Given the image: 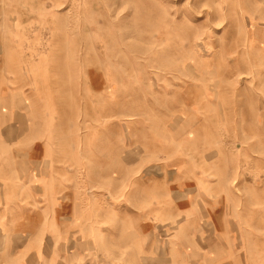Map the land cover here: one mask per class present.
I'll use <instances>...</instances> for the list:
<instances>
[{
  "label": "rangeland",
  "instance_id": "rangeland-1",
  "mask_svg": "<svg viewBox=\"0 0 264 264\" xmlns=\"http://www.w3.org/2000/svg\"><path fill=\"white\" fill-rule=\"evenodd\" d=\"M0 264H264V0H0Z\"/></svg>",
  "mask_w": 264,
  "mask_h": 264
}]
</instances>
